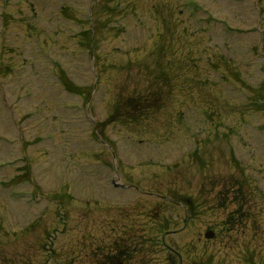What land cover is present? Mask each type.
Here are the masks:
<instances>
[{
    "label": "rangeland",
    "instance_id": "rangeland-1",
    "mask_svg": "<svg viewBox=\"0 0 264 264\" xmlns=\"http://www.w3.org/2000/svg\"><path fill=\"white\" fill-rule=\"evenodd\" d=\"M119 262L264 264V0H0V264Z\"/></svg>",
    "mask_w": 264,
    "mask_h": 264
},
{
    "label": "water",
    "instance_id": "water-1",
    "mask_svg": "<svg viewBox=\"0 0 264 264\" xmlns=\"http://www.w3.org/2000/svg\"><path fill=\"white\" fill-rule=\"evenodd\" d=\"M205 237L206 238H211V237H213V233L212 232H208V233H206Z\"/></svg>",
    "mask_w": 264,
    "mask_h": 264
},
{
    "label": "flooded vegetation",
    "instance_id": "flooded-vegetation-1",
    "mask_svg": "<svg viewBox=\"0 0 264 264\" xmlns=\"http://www.w3.org/2000/svg\"><path fill=\"white\" fill-rule=\"evenodd\" d=\"M117 264H122V263L119 262V263H117Z\"/></svg>",
    "mask_w": 264,
    "mask_h": 264
}]
</instances>
